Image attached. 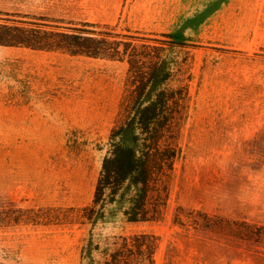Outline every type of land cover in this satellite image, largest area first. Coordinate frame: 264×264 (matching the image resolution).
<instances>
[{"label":"rangeland","instance_id":"rangeland-1","mask_svg":"<svg viewBox=\"0 0 264 264\" xmlns=\"http://www.w3.org/2000/svg\"><path fill=\"white\" fill-rule=\"evenodd\" d=\"M6 21L83 28L139 56L173 42L168 84L188 98L173 171L148 203L160 219L129 223L124 191L86 223L111 132L127 119L130 65L0 46V264H86L89 241L137 234L158 238L156 264H264V240L187 218L264 228V0H0ZM19 208L44 223H9ZM48 208L73 212L53 225Z\"/></svg>","mask_w":264,"mask_h":264},{"label":"trees","instance_id":"trees-1","mask_svg":"<svg viewBox=\"0 0 264 264\" xmlns=\"http://www.w3.org/2000/svg\"><path fill=\"white\" fill-rule=\"evenodd\" d=\"M93 35L96 34L83 28H61L35 22L0 23V46L128 61L134 90L130 107L126 109L127 119L111 132L110 149L103 159L92 204L82 210V218L86 223H93L100 211L116 204L125 191L128 205L123 215L129 223L158 221L161 210L150 209L148 203L158 179L173 171L177 157L173 143L175 126L185 114L188 98L186 88L172 89L168 84L170 70H165L168 63L165 53L176 44L167 42L164 45L168 48L153 47L154 52L139 56L137 46L132 43ZM167 190L166 187L165 198ZM14 211L18 218H12L9 223H44L39 217L41 210L19 208ZM45 211L49 214L45 222L51 221L53 225L68 223L61 214L73 212L72 209L64 212L62 208ZM187 218L197 231L230 230L240 239L264 240L261 232L264 228H256L246 222L214 220L200 213ZM177 219L183 225L180 218ZM157 249L158 238L137 234L109 237L103 240V244L89 241L83 252L90 257L86 264H156ZM94 255L95 258H91Z\"/></svg>","mask_w":264,"mask_h":264}]
</instances>
